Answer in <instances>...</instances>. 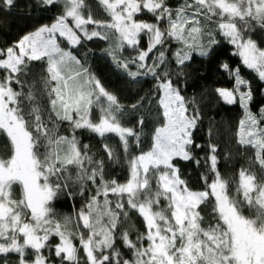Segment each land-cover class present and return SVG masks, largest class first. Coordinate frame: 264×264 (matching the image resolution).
Segmentation results:
<instances>
[{
    "label": "snow or ice",
    "instance_id": "6c2138e0",
    "mask_svg": "<svg viewBox=\"0 0 264 264\" xmlns=\"http://www.w3.org/2000/svg\"><path fill=\"white\" fill-rule=\"evenodd\" d=\"M41 2L61 6L60 15L0 48V135L9 145L8 156L0 158V256L14 253L18 264H52L46 252L54 247L60 264H81V249L84 264H264V109L253 113L248 81L239 68L222 65L234 73L235 87L217 92L244 109L236 142L252 150V162L235 178H225L218 148L209 144L205 163L212 179L204 175L205 189L193 190L173 161L194 159L200 116L189 110L193 101L174 83L165 52L178 45L171 55L182 70L194 55L208 56L222 36L264 81V47L251 37L257 28L264 31V0H182L175 8L168 0H97L108 17L103 20L94 17L87 0ZM14 6L16 0H0V10ZM94 38L109 41L107 55L127 76L158 81L160 122L150 147L138 154L131 146L140 147V134L123 123L124 106L73 51ZM126 49L132 51L124 58ZM32 62L46 66L40 87L26 80ZM64 124L71 129L68 135L60 134ZM78 130L98 136L110 160L116 155L109 140L119 139L128 153L126 182L105 178L104 160L89 155ZM74 185L81 196L92 194L75 220L57 219L54 202ZM202 205L210 207L214 222H206ZM129 210L144 222L145 231L135 238L123 227ZM53 236L59 243L49 244Z\"/></svg>",
    "mask_w": 264,
    "mask_h": 264
},
{
    "label": "trees",
    "instance_id": "16d2710c",
    "mask_svg": "<svg viewBox=\"0 0 264 264\" xmlns=\"http://www.w3.org/2000/svg\"><path fill=\"white\" fill-rule=\"evenodd\" d=\"M181 2L182 0H168L169 5L173 8ZM87 4L94 17L101 20L108 19L97 0H87ZM16 5L10 11L0 10V48L13 46L25 34L32 33L42 25H50L61 11V6L49 7L42 4L41 0H16ZM143 18L149 22L152 21L149 14H145ZM251 37L261 46L264 43V31L259 28L251 33ZM108 46L109 41L94 38L91 41H83L82 45L73 51L78 54V58L101 81L103 86L116 95L124 106L123 123L140 134V147L137 148L134 144L131 146V152L135 155L150 147L151 135L160 122L159 108L155 103L158 81L151 75L140 76L135 80L127 76L115 66L111 57L107 55L105 49ZM141 46L146 47V40L142 39ZM176 48L174 43L165 48L169 58V71L173 73L172 79L181 89L182 95L187 100L193 101L189 110L198 112L200 119L193 134L192 155L194 159L188 161L177 159L173 163L179 167L181 177L188 182L190 188L204 190L205 185L202 177L207 175L209 182L212 179V174L208 171V165L205 163L209 144H215L218 148V169L225 178H235L239 169L248 167L252 162V150L245 151L236 142V131L239 121L244 117V109L239 102L236 104L226 103L217 92V89L232 90L235 87L234 73L226 71L222 65L227 64L229 69L239 68L241 77L248 81L253 94V99L250 102L253 113L264 109V81H261L253 70L244 66L238 56L234 54L233 47L224 41L220 40L219 44L213 46L212 52L208 56L194 55L182 70L176 65L171 55ZM131 51V49H126L121 55L127 58ZM30 68L31 71L26 80L31 85L40 87V81L46 74V66L42 62H32ZM132 70H136L134 66ZM175 73L180 74L175 75ZM27 90L28 85L25 86V91ZM39 102L41 105L47 106V100L42 94L39 97ZM133 104H136L137 107L132 108ZM95 115L94 112V118ZM140 119L144 120L142 126L138 124ZM70 132L71 129L67 124L60 126V134L68 135ZM76 135L79 137L81 145H88L89 155L94 159L104 160L106 179H116L119 183L127 181L129 178L128 153L123 151L117 137L111 136L109 140L110 147L116 155L115 160H110L103 149V141L98 136L87 130H78ZM197 144L201 147H196ZM8 154V142L5 137L0 135V158H6ZM196 160H199L200 163L197 164ZM91 194L86 191L84 196H81L75 185L65 189L54 202L56 218L63 220L67 216L75 220L76 213L84 207L86 198ZM110 199H114V197H110ZM201 207L204 208L203 205ZM202 214L205 216L206 222H214L210 207L204 208ZM123 227L129 231L132 238L145 231L142 218L134 210H129V218ZM57 243H59V237L50 238L49 244ZM75 243L79 247V241L76 240ZM116 245L125 258L131 256L129 250L123 246L119 239H117ZM46 255L52 264H60V259L54 255V247L47 251ZM0 264H18L16 254H9L8 257L0 256ZM81 264H84L82 249Z\"/></svg>",
    "mask_w": 264,
    "mask_h": 264
},
{
    "label": "rangeland",
    "instance_id": "374dc122",
    "mask_svg": "<svg viewBox=\"0 0 264 264\" xmlns=\"http://www.w3.org/2000/svg\"><path fill=\"white\" fill-rule=\"evenodd\" d=\"M96 19H97V17H95ZM89 27V26H88ZM91 28H92V26L91 27H89V30H91ZM257 30V29H256ZM255 30V31H256ZM254 31V32H255ZM219 40H221V41H224V42H226V43H228V41L225 39V38H223L222 36H218L217 37ZM254 39V38H253ZM255 40V39H254ZM256 41V40H255ZM257 42V44H258V46H260V47H264V43H262V46L258 43V41H256ZM230 44V43H229ZM231 45V44H230ZM177 47H178V45H176ZM232 47H233V49H234V54L236 53V49H235V47L233 46V45H231ZM151 55V54H150ZM236 55V54H235ZM236 56H238V55H236ZM238 58L241 60V62H242V59H241V57H239L238 56ZM245 66V65H244ZM241 91H247V88H244V86H241ZM238 95V94H237Z\"/></svg>",
    "mask_w": 264,
    "mask_h": 264
}]
</instances>
